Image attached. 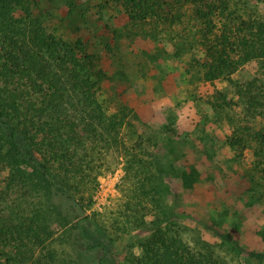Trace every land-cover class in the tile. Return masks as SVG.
<instances>
[{"label": "rangeland", "instance_id": "1", "mask_svg": "<svg viewBox=\"0 0 264 264\" xmlns=\"http://www.w3.org/2000/svg\"><path fill=\"white\" fill-rule=\"evenodd\" d=\"M19 1L50 33L82 39L98 57L101 128L114 138L111 149L91 150L94 176L76 179L66 214L33 167L18 174L0 163L1 209L52 234L30 264H142L161 232L223 264H264L251 255L264 254V173L251 152L236 154L228 143L234 125L214 100L228 82L201 78L205 25L194 8L183 7L169 27H143L117 0ZM231 10V29L264 22V0H231ZM263 71L251 62L233 78Z\"/></svg>", "mask_w": 264, "mask_h": 264}, {"label": "trees", "instance_id": "2", "mask_svg": "<svg viewBox=\"0 0 264 264\" xmlns=\"http://www.w3.org/2000/svg\"><path fill=\"white\" fill-rule=\"evenodd\" d=\"M117 2L135 26L143 27H169L182 20L183 7L194 8L205 25L201 78L209 83L228 82L229 89H218L214 96L234 125L228 143L236 154L251 152L264 173V71L243 83L233 78L251 62L264 70V22L245 20L231 29V0ZM20 4L0 0V145L7 149L0 152V163L18 174L25 173L23 165L33 167L40 183L59 195L66 214L73 210L67 203L75 202L74 193L79 192L76 179L94 176V164L99 161L91 150L101 153L113 147L114 138L108 132L112 130L101 128L104 110L98 102L106 74L86 42L50 33ZM236 106L243 109L239 115L231 113ZM105 152L101 161L109 157ZM52 159L59 164L54 166ZM42 229L31 219L8 216L0 207L3 264H30L38 247L52 237ZM251 255L258 262L264 260V254ZM144 258L142 264H223L214 256L169 241L163 232L147 242Z\"/></svg>", "mask_w": 264, "mask_h": 264}]
</instances>
